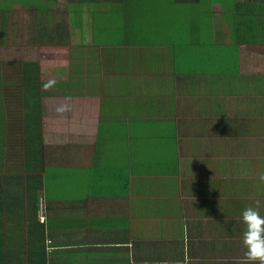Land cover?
I'll use <instances>...</instances> for the list:
<instances>
[{
  "label": "crops",
  "instance_id": "obj_1",
  "mask_svg": "<svg viewBox=\"0 0 264 264\" xmlns=\"http://www.w3.org/2000/svg\"><path fill=\"white\" fill-rule=\"evenodd\" d=\"M195 4L191 32L160 38L145 32L149 2L38 0L16 43L8 28L29 9L14 5L0 63L17 75L32 63L28 122L43 145L33 176L0 144V264L243 257L240 214L258 200L264 215V0ZM4 85L0 68V117L13 123L26 103Z\"/></svg>",
  "mask_w": 264,
  "mask_h": 264
},
{
  "label": "rangeland",
  "instance_id": "obj_2",
  "mask_svg": "<svg viewBox=\"0 0 264 264\" xmlns=\"http://www.w3.org/2000/svg\"><path fill=\"white\" fill-rule=\"evenodd\" d=\"M38 0H0V25L7 24L10 22V18L12 13L18 8L19 5L14 6L15 4H25L27 9H21V11L16 15V26L13 28H8L10 31L15 33L14 43H16V39H18L17 35H22L24 33L30 32L33 28V4L36 3ZM132 4H147L150 3V8L154 12L146 13L149 16V21L156 22L157 24H148V31L146 33H150L152 36L155 34L156 36H160V38H164L168 35H175L177 37H184L189 32H191V24L198 25V21H201V13L198 11L197 7L198 4L184 2L185 0L178 1L177 0H130ZM217 0H205V3H208L210 7L212 4L215 3ZM3 4V6H1ZM176 6V9L170 8L169 6ZM196 5V8L193 6ZM178 6V8H177ZM220 6H214V19L220 20L219 16L220 13ZM161 11L159 12V10ZM157 13H156V12ZM200 16V18L198 17ZM15 16V15H14ZM144 20V19H143ZM203 20H208V18H204ZM145 21V20H144ZM13 22V20H12ZM11 22V23H12ZM0 36V40H1ZM30 44H33V40L30 41ZM29 44V45H30ZM24 47V46H23ZM28 48H32L33 46H28ZM27 54L25 57H33V52L27 50ZM32 53V54H30ZM19 57H15V60H18ZM219 67L218 62L216 67ZM13 63L11 66L3 65L0 63V68H4L5 70V85L4 87H13V94H19L21 98L23 95V88L26 87L24 84L27 82V79L21 73L18 75L13 72ZM259 69V68H257ZM217 71V70H216ZM5 94H8L6 90ZM22 99V98H21ZM103 146V143H102ZM40 180L39 178L35 179Z\"/></svg>",
  "mask_w": 264,
  "mask_h": 264
},
{
  "label": "trees",
  "instance_id": "obj_3",
  "mask_svg": "<svg viewBox=\"0 0 264 264\" xmlns=\"http://www.w3.org/2000/svg\"><path fill=\"white\" fill-rule=\"evenodd\" d=\"M187 1H192L191 3H199V4L201 2L205 3V0H185L184 2ZM19 63H20L19 66L23 67V70L20 71L19 73L23 75V78L25 77L27 79V82L24 84V86L26 87L23 88L24 91L21 97L22 99L19 97L18 94H13V90H14L13 87H5V90L8 92V94H10V95L6 94V101L14 100L21 102L25 100L26 106H21L19 108L21 112L20 114L21 121L18 117V114H16V117L12 123V120L7 117V109H6V117L5 116L0 117V144L4 145L5 147L7 145L13 147L12 149L14 150V152H12V155L9 156V151H8V161L11 165L19 169L21 168V166L25 167L26 174H28L29 167H32L33 176H35V174H38L40 172V166H41L40 158L42 154L43 139H42V132L40 125H37L32 121V125H30V128L32 129L29 128V122H28L29 108L27 103L29 101L33 103V100L37 98V96L35 93H33V69L29 68L30 66H32V63L29 62H19ZM19 128L22 131L23 138L11 143V139H12L11 133H14Z\"/></svg>",
  "mask_w": 264,
  "mask_h": 264
},
{
  "label": "clouds",
  "instance_id": "obj_4",
  "mask_svg": "<svg viewBox=\"0 0 264 264\" xmlns=\"http://www.w3.org/2000/svg\"><path fill=\"white\" fill-rule=\"evenodd\" d=\"M258 180L264 183V172L258 176ZM260 202L245 207L240 214L242 224L243 257L235 264H264V215L259 211Z\"/></svg>",
  "mask_w": 264,
  "mask_h": 264
}]
</instances>
